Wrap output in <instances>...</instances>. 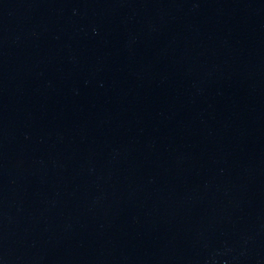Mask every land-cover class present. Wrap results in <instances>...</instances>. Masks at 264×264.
I'll use <instances>...</instances> for the list:
<instances>
[{
  "label": "water",
  "instance_id": "obj_1",
  "mask_svg": "<svg viewBox=\"0 0 264 264\" xmlns=\"http://www.w3.org/2000/svg\"><path fill=\"white\" fill-rule=\"evenodd\" d=\"M0 264H264V0H0Z\"/></svg>",
  "mask_w": 264,
  "mask_h": 264
}]
</instances>
